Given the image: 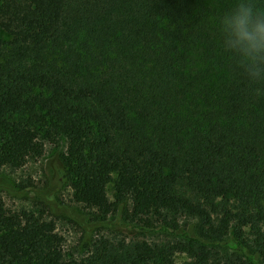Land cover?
Here are the masks:
<instances>
[{"label":"trees","instance_id":"16d2710c","mask_svg":"<svg viewBox=\"0 0 264 264\" xmlns=\"http://www.w3.org/2000/svg\"><path fill=\"white\" fill-rule=\"evenodd\" d=\"M233 0H2L0 167L66 140L63 179L105 221L129 197L145 240L66 262L43 212L0 201V264H264V86L221 46ZM264 8V0H257ZM27 187L21 189L22 192ZM180 217L193 222L181 223Z\"/></svg>","mask_w":264,"mask_h":264},{"label":"rangeland","instance_id":"374dc122","mask_svg":"<svg viewBox=\"0 0 264 264\" xmlns=\"http://www.w3.org/2000/svg\"><path fill=\"white\" fill-rule=\"evenodd\" d=\"M2 0H0L1 2ZM11 38L0 29V62L9 61ZM43 145L41 157L30 158L21 168L0 167V201L9 210L25 209L53 221L57 234L63 239L66 262L82 261L108 242V248L121 243L129 246L145 240L162 250L172 247L177 238L163 233L140 234L126 216L132 210L129 197L118 198L112 185L107 187V196L114 205V213L104 221L96 210L77 203L69 184L63 179V156L67 142L61 138L40 137ZM23 187H27L24 192ZM181 223L193 222L189 217H180ZM173 264L188 261L184 254L169 257Z\"/></svg>","mask_w":264,"mask_h":264},{"label":"clouds","instance_id":"9594fccd","mask_svg":"<svg viewBox=\"0 0 264 264\" xmlns=\"http://www.w3.org/2000/svg\"><path fill=\"white\" fill-rule=\"evenodd\" d=\"M223 50L248 83L260 94L264 86V8L257 0H233L218 19Z\"/></svg>","mask_w":264,"mask_h":264}]
</instances>
